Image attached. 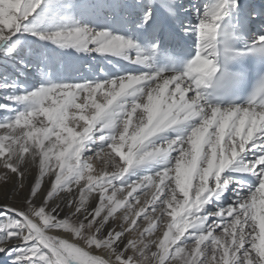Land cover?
Instances as JSON below:
<instances>
[{
    "label": "snow or ice",
    "instance_id": "1",
    "mask_svg": "<svg viewBox=\"0 0 264 264\" xmlns=\"http://www.w3.org/2000/svg\"><path fill=\"white\" fill-rule=\"evenodd\" d=\"M0 264H264V0H0Z\"/></svg>",
    "mask_w": 264,
    "mask_h": 264
}]
</instances>
